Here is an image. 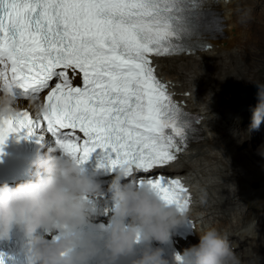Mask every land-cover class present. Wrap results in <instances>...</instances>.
Segmentation results:
<instances>
[{
    "label": "snow or ice",
    "instance_id": "snow-or-ice-1",
    "mask_svg": "<svg viewBox=\"0 0 264 264\" xmlns=\"http://www.w3.org/2000/svg\"><path fill=\"white\" fill-rule=\"evenodd\" d=\"M208 6L209 0H0V92L36 108L35 115L25 109L0 117V155L10 134L26 139L43 126L79 163L100 149L109 169L123 168L186 211L187 189L158 170L176 160L195 130L155 75L152 58L202 47V32L221 27L209 20Z\"/></svg>",
    "mask_w": 264,
    "mask_h": 264
},
{
    "label": "clouds",
    "instance_id": "clouds-1",
    "mask_svg": "<svg viewBox=\"0 0 264 264\" xmlns=\"http://www.w3.org/2000/svg\"><path fill=\"white\" fill-rule=\"evenodd\" d=\"M255 86L250 131L264 124V84ZM16 101L3 91L0 117L12 115ZM30 167L34 179L15 186L0 184V240L18 229L26 238L29 264H170L163 249L152 242L168 243L186 214L160 199L146 183L135 177L126 180L125 170L118 169L106 189L107 231L98 235L82 230L96 212L89 202L101 188L94 175L84 174L78 160L69 155L37 153ZM196 236V244L188 248L182 244L184 250L174 257V264H241L227 237L216 228L201 229Z\"/></svg>",
    "mask_w": 264,
    "mask_h": 264
},
{
    "label": "bare ground",
    "instance_id": "bare-ground-1",
    "mask_svg": "<svg viewBox=\"0 0 264 264\" xmlns=\"http://www.w3.org/2000/svg\"><path fill=\"white\" fill-rule=\"evenodd\" d=\"M238 1L214 0L215 10L220 11L223 18V28L219 34L208 38L209 45L205 48L189 55L152 58L158 75L171 88L174 99L200 116L196 125V137L189 140L187 146L177 154L175 161L158 171L180 176L188 187L190 207L185 216L193 219L195 225L191 237L180 240L179 245L185 244L188 248L196 244V233L199 230L214 227L227 237L241 264L247 261L251 264L252 260L253 264H264V215L261 213L264 209V192L251 194L257 197V204L251 201V196L243 194L251 179L247 174L256 172L258 177H263L259 171L262 166L259 164V167L258 161L249 157L248 160L239 158V162H236L247 171L245 175L239 173L241 168L230 166L237 179L233 192L249 209L241 214L242 218L232 223L227 218L232 206L228 204L230 190L224 178L228 171L222 161L225 154L218 149L227 141L237 148L243 147L248 138L244 130L238 127L244 123V117H234L237 111L230 102L226 106H219L223 102L221 94L216 91H219L221 84L241 73V68L246 70L259 60H264V0ZM211 92H215L217 98L211 97L208 105ZM233 122L237 126L231 130L229 127ZM258 136L261 144L257 142V148L264 152V135ZM231 156L233 159L238 155L233 153ZM260 158L264 161V157ZM201 213V217L205 219L199 220ZM252 218L256 220L253 232L250 230L252 224L247 223ZM222 227H227L234 233L229 234L231 231L228 233V229L222 230Z\"/></svg>",
    "mask_w": 264,
    "mask_h": 264
},
{
    "label": "rangeland",
    "instance_id": "rangeland-1",
    "mask_svg": "<svg viewBox=\"0 0 264 264\" xmlns=\"http://www.w3.org/2000/svg\"><path fill=\"white\" fill-rule=\"evenodd\" d=\"M238 2H240V0ZM253 82H264V60H259L255 64L251 65V67H248L246 70L241 68V73L235 74L232 78L228 79V81L226 83L220 85L219 91L218 92L216 91V93L221 94L223 103L219 106H222V107L226 106L227 103L230 102L231 96L235 92L236 89L244 86L245 84H250ZM210 96L213 98H215V97L217 98L215 92H211ZM220 109H222V108H220ZM239 115L244 117V123L241 126L238 125V127H240L241 129L244 130V133L248 138L247 144L243 147L239 146V148H237L233 145V143H228V141H227L224 145L221 144L218 147L220 152H223V154H225L224 155L225 157L223 156L222 161L224 163L223 165L226 164L227 170H228L227 174L224 178L227 181L226 186L230 190V192H229L230 200H229L228 204L232 206V210H229V212L227 213V218L232 223H234L240 217L242 218L241 214H243V212L246 211V209L249 210L246 207L245 202L243 200H241L240 198H238L236 193L233 192L235 186L237 185V179L235 176V172L231 170V167H233V165H235L234 167L237 166L236 169L238 167L241 168L242 169L241 172H239V169L237 170L241 175H245V173L247 172L245 169L242 168V165H240V166L237 165L236 162H239V160H237V159L247 158V160H248V157H249L251 159H255L256 162L258 161L257 164L258 165L260 164L262 166V167H260V165H259L260 168L259 167L258 168H259V171H261L263 177H261V178L258 177L256 172H251V173L247 174V176L250 177L251 179H250L249 183L247 184V186L245 188V192L243 194H247V195L251 196V201H253L254 204H257V197L254 195H251V194L258 193V192H261V194H262L264 192V161L261 160V158H260V157H264V152H260L257 148V146H258L257 142L260 143L258 135L260 134V137L262 135H264V133H263L264 132V126H263L264 124H261L262 126H260L261 127L260 129L263 128L262 130L259 129L258 132L257 131H250V129H249L250 115H251L250 109L247 111H237L234 113V117H237ZM236 126H237V124L233 122L229 128L231 130L232 129L234 130L236 128ZM233 153L238 155V156L234 157L235 159L234 158L232 159L231 155ZM224 158H226V159H224ZM251 210L254 211L255 209H251ZM203 213H201L199 215V218H200L199 220H201L203 218L205 219V217H201L203 215ZM261 213L264 215V209ZM255 221L256 220L254 218H252L247 222V223H250L249 225H251V224L253 225V227L251 225V229H250L252 232L255 230L254 229V224L256 223ZM227 229H228L227 227H224L222 230L227 231ZM227 232L228 233L230 232L229 234L234 233L231 229H228ZM191 239H193V238H191ZM262 254H264V250L262 251ZM248 263L250 264L249 261L245 262V264H248ZM253 263H254V261L252 260L251 264H253Z\"/></svg>",
    "mask_w": 264,
    "mask_h": 264
},
{
    "label": "water",
    "instance_id": "water-1",
    "mask_svg": "<svg viewBox=\"0 0 264 264\" xmlns=\"http://www.w3.org/2000/svg\"><path fill=\"white\" fill-rule=\"evenodd\" d=\"M257 84H264V82L245 84L244 86L235 90L230 99V102L235 110L247 111L250 109V107L256 104L257 88L255 85Z\"/></svg>",
    "mask_w": 264,
    "mask_h": 264
}]
</instances>
